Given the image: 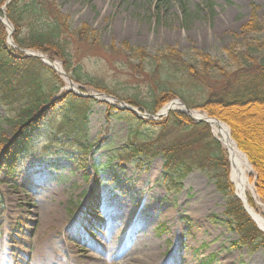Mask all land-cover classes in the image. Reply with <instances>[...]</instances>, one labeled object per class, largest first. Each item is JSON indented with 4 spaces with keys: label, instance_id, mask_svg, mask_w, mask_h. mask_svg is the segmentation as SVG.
I'll list each match as a JSON object with an SVG mask.
<instances>
[{
    "label": "rangeland",
    "instance_id": "1",
    "mask_svg": "<svg viewBox=\"0 0 264 264\" xmlns=\"http://www.w3.org/2000/svg\"><path fill=\"white\" fill-rule=\"evenodd\" d=\"M156 1L55 0L61 12L69 15L73 28L87 23L100 32L103 46L81 44L77 52L73 50L81 74L120 98L133 97L145 105L162 90H173L177 98L198 105L212 96V90L214 94L223 92L229 79L213 73L207 77L210 87L204 94L198 85L188 84L180 75L157 71L154 65L130 56L123 42L151 54L160 47L172 46L185 59H190L195 49L203 50L219 59L228 71H235L242 63L238 53L245 50L246 43L264 39V32L242 30L255 8L264 23V0H183L193 15L190 21L184 19L177 0H172L162 14L157 12ZM93 84L85 90L100 92ZM106 112L104 102H93L89 139L100 142V146L86 156L37 140L28 153L11 161L12 168H6V142H12L15 133L0 106V264L33 263L43 222L34 221L33 213L45 219L50 208L60 210L57 235L76 254L89 249L91 240L104 242L98 234L101 221L110 226L107 246L114 250L119 246L120 264L126 255L127 259L141 256L149 260L152 248L157 261L173 259L176 264H264V245H232L239 235L226 223L227 197L211 178L215 169H195L182 180L181 188H170L162 177L161 156L142 167L125 159L126 155L121 159L125 153L119 150L127 140L129 122L107 118ZM211 134L220 147L214 153L228 160L230 171L228 151ZM68 153L78 156L73 158ZM255 175L254 169L248 174L254 188ZM100 202L103 207L95 209ZM135 211H141L140 218ZM140 219L142 226H138ZM115 241L121 245H115ZM99 263L96 254L91 264Z\"/></svg>",
    "mask_w": 264,
    "mask_h": 264
},
{
    "label": "trees",
    "instance_id": "2",
    "mask_svg": "<svg viewBox=\"0 0 264 264\" xmlns=\"http://www.w3.org/2000/svg\"><path fill=\"white\" fill-rule=\"evenodd\" d=\"M186 21L193 17L186 3L177 0ZM5 0H0V7ZM172 0H157L158 14L170 6ZM1 12V10H0ZM14 26L13 39L21 48L34 49L59 59L66 72L76 82L91 86L93 83L80 72L74 51L81 44L91 47L103 46L99 30L87 23L73 28L69 15L62 13L55 0H11L6 9ZM246 33L264 32V23L259 20L256 8L242 27ZM8 33L0 22V106L6 112V121L14 129L15 138L6 147L4 163L12 168L10 161L19 154L28 153L37 140L49 146L72 149L86 156L100 146V142L89 139V111L95 99L80 97L72 92L54 99L64 82L58 74L37 57H28L7 45ZM114 45H110L113 48ZM130 56L140 62L154 65L171 75H180L191 85H198L205 93L210 86L207 77L216 73L229 79L221 93L212 90V96L200 104L183 100L189 107L201 109L210 117L226 123L231 137L252 165L256 179L255 190L264 202V39L246 43L244 51L238 53L242 63L235 71L225 69L220 60L203 50L195 49L190 59L172 46H163L151 54L141 47L123 42ZM233 52V47L230 48ZM261 53V56H257ZM235 60L236 56L232 55ZM94 87L114 94L99 83ZM178 97L173 90L154 93L151 103L145 105L136 98H122L128 103L155 114L172 99ZM107 118H118L129 122L127 140L120 148L121 159L143 163L155 156L163 158V180L170 188H181L182 180L195 169H215L211 178L219 192L227 198L224 214L228 226L239 235L233 246L247 245L257 248L264 245V233L259 230L245 212L241 201L234 195L229 181V162L214 153L219 143L213 138L209 125L195 122L180 111H170L159 119H144L132 111L118 109L106 104ZM150 130L145 133L143 131ZM152 130V135H151ZM154 130V131H153ZM258 130H260L258 132ZM156 134V137H154ZM219 151V150H218ZM75 153H68L76 158ZM249 204L254 202L249 198Z\"/></svg>",
    "mask_w": 264,
    "mask_h": 264
},
{
    "label": "bare ground",
    "instance_id": "3",
    "mask_svg": "<svg viewBox=\"0 0 264 264\" xmlns=\"http://www.w3.org/2000/svg\"><path fill=\"white\" fill-rule=\"evenodd\" d=\"M42 57L47 63L51 64L59 74L63 73V68L60 62H51L46 55ZM66 85L67 88L70 86L68 82ZM108 100L113 103H118V101L111 98ZM173 108L186 110L180 101H176L165 107L164 112H168ZM190 113L196 118H203L205 121H207L214 136H216L221 141L225 149L228 151L231 166L229 175L230 181L234 185L236 194L240 196L244 202H246V208L250 216L256 222L257 226L264 232V203L257 195L254 186L249 182L248 178V174L253 171V168L250 165L246 155L238 148L236 142L232 139L230 128L226 123L221 122L213 117H209L205 112L193 110ZM248 193L254 199L257 207H252L249 204ZM97 205L98 206L95 207V209H100L103 207L104 203L100 202L99 204L97 203ZM140 213L141 211L134 212L135 216L137 215L139 218ZM33 219L34 221L43 219V222L40 223V237L35 244L36 249L34 251L32 264H91L96 254L100 256L99 264H120L118 262L120 252L116 251L118 250L117 248L119 246H117L115 250L113 247L110 248L107 246V242H110L108 240L110 237V226L108 223L98 221L97 224L98 228H100L98 234L104 242L91 240L88 242L89 249L83 250L80 254H76L72 252L69 247L65 245V241H62V239H60L57 235L59 230L55 227L57 223L61 221V212L59 209L50 208L48 215L45 216V219L43 215H40L38 212H34ZM139 221L140 222L138 223V226L144 225L142 223L143 219H140ZM114 243L115 245H121L120 241H115ZM150 252L151 256L149 260L141 258V256L136 257L135 259H127L126 255L122 264H176L173 259L157 261L156 253L153 248ZM65 257L67 258L65 259ZM61 259H63V261ZM184 259L185 258H183V260Z\"/></svg>",
    "mask_w": 264,
    "mask_h": 264
},
{
    "label": "water",
    "instance_id": "4",
    "mask_svg": "<svg viewBox=\"0 0 264 264\" xmlns=\"http://www.w3.org/2000/svg\"><path fill=\"white\" fill-rule=\"evenodd\" d=\"M10 0H6L5 4L3 5V7H1V10H2V15L0 14V21L6 26L8 32H9V36H8V43L10 45H12L13 47H16V48H19L17 47V45L14 43L13 41V37H12V34L14 32V28L12 26V23L10 22V20L8 19L7 15H6V12H5V9L7 7V5L9 4ZM26 56H35V57H38L40 59H42V61L48 65L49 67L53 68L55 71L56 69L49 63H47L43 57H42V53L39 54L38 52L34 53V52H30L26 49H22V48H19ZM51 62H54L53 60L49 59ZM62 76L64 77L65 81L68 82L70 84L69 88H68V91H72L73 93H75L76 95H79V96H84V97H92V98H95L97 100H100V101H105V102H108V103H112L111 101L108 100V98H111V99H114V100H117L119 101L120 104H114L112 103L113 105H116L118 108H121V109H128V110H131L135 113H137L138 115H140L141 113L139 112V110L129 104H127L125 101H122V100H119L117 97L115 96H112V95H108L106 93H103V92H100V93H96V94H92V93H84L82 91H80L78 88V90L74 89V87H77V84L69 77V75L66 73L65 70H63V73H62ZM175 101L177 100H172L170 104L174 103ZM180 103L186 108V110H180L184 113H186L188 116H190L194 121H197V122H201V121H204L206 123H208L207 121H205L203 118H196L194 117L190 112L193 111V109H191L190 107H188L183 101L179 100ZM163 114V113H161ZM150 116V115H149ZM151 117V116H150ZM235 195L240 199V201L242 202L243 204V207L244 209L246 210V212L249 214L247 208H246V202H244L242 200V198L240 196H238L235 192ZM250 215V214H249ZM251 217V216H250ZM252 218V217H251ZM253 219V218H252ZM259 228V227H258ZM261 230V228H259Z\"/></svg>",
    "mask_w": 264,
    "mask_h": 264
}]
</instances>
